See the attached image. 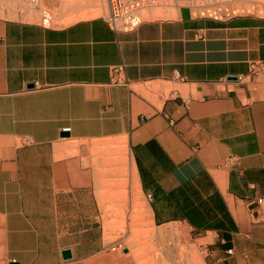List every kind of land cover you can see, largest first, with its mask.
I'll return each instance as SVG.
<instances>
[{"label": "crops", "instance_id": "crops-1", "mask_svg": "<svg viewBox=\"0 0 264 264\" xmlns=\"http://www.w3.org/2000/svg\"><path fill=\"white\" fill-rule=\"evenodd\" d=\"M156 10L133 31L0 15V264H132L68 153L107 138L154 226H182L203 264H264V7Z\"/></svg>", "mask_w": 264, "mask_h": 264}, {"label": "rangeland", "instance_id": "rangeland-1", "mask_svg": "<svg viewBox=\"0 0 264 264\" xmlns=\"http://www.w3.org/2000/svg\"><path fill=\"white\" fill-rule=\"evenodd\" d=\"M238 2H256L264 7V0ZM42 9L52 12L54 25H64L78 18L104 15L106 2L37 0L35 4L30 0H0V15L12 18L38 21ZM167 10H156L154 14L169 13ZM79 147L68 153L79 154L82 164L94 175L96 196L107 205L102 224L104 241L109 247L117 246V252L123 255L122 250L126 249L132 264H203L199 244L187 230L177 224L156 227L151 222L146 200L134 179L127 147H121L119 138L84 141Z\"/></svg>", "mask_w": 264, "mask_h": 264}, {"label": "built area", "instance_id": "built-area-1", "mask_svg": "<svg viewBox=\"0 0 264 264\" xmlns=\"http://www.w3.org/2000/svg\"><path fill=\"white\" fill-rule=\"evenodd\" d=\"M37 3V0H30ZM240 0H105L106 11L105 18L109 26L115 31H133L142 21V12L150 8H166L177 9L181 6H199V5H215L223 3L238 2ZM39 24L42 27H51L54 25V17L51 11L42 9L39 15ZM264 69V62L253 63ZM121 66L112 67V79H116V74L121 70ZM243 77L240 75L238 79ZM187 106L188 102H184ZM262 198H258L257 202H261ZM119 247V245H118ZM117 246H111V250ZM123 249V247H122Z\"/></svg>", "mask_w": 264, "mask_h": 264}, {"label": "water", "instance_id": "water-1", "mask_svg": "<svg viewBox=\"0 0 264 264\" xmlns=\"http://www.w3.org/2000/svg\"><path fill=\"white\" fill-rule=\"evenodd\" d=\"M32 86H33L32 83H30V84L28 85V87H32ZM62 135H63V136H64V135H67V133H62ZM62 257H63L64 259L70 258V257H71L70 250H69V249H65V250H63V251H62ZM12 264H15V263H12Z\"/></svg>", "mask_w": 264, "mask_h": 264}]
</instances>
